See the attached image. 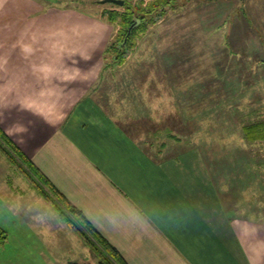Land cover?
Listing matches in <instances>:
<instances>
[{
	"label": "crops",
	"instance_id": "0c3cea01",
	"mask_svg": "<svg viewBox=\"0 0 264 264\" xmlns=\"http://www.w3.org/2000/svg\"><path fill=\"white\" fill-rule=\"evenodd\" d=\"M68 1L0 0L1 127L130 264H264V209L223 197L227 186L181 137L174 150L153 146L151 134L168 126L158 115L141 145L132 136L141 127L121 123L113 101L111 114L103 108L111 25L60 4ZM7 164L0 196L13 205L20 179Z\"/></svg>",
	"mask_w": 264,
	"mask_h": 264
},
{
	"label": "rangeland",
	"instance_id": "374dc122",
	"mask_svg": "<svg viewBox=\"0 0 264 264\" xmlns=\"http://www.w3.org/2000/svg\"><path fill=\"white\" fill-rule=\"evenodd\" d=\"M174 3L176 7L134 38L136 44L124 51L122 63L111 50L121 17L112 23L107 12L125 5L101 0L60 4L110 23L112 35L101 55L104 67L97 88L109 114L113 101L121 123L132 131L141 127L131 134L137 143L145 144L150 135L141 132L143 126L158 115L168 126L151 134L153 146L162 142L174 150L170 144L184 139L186 148L202 153L199 158L212 179L227 186L223 197L239 198L242 210H263L264 141L248 139L244 127L264 122V0ZM9 163L19 176L20 193L15 192L13 205L0 196V228L5 231V237L0 236V264H97L84 239L0 148V164Z\"/></svg>",
	"mask_w": 264,
	"mask_h": 264
},
{
	"label": "trees",
	"instance_id": "16d2710c",
	"mask_svg": "<svg viewBox=\"0 0 264 264\" xmlns=\"http://www.w3.org/2000/svg\"><path fill=\"white\" fill-rule=\"evenodd\" d=\"M132 1V0H131ZM175 0H137L134 5L129 0H124L123 10L117 9L107 12L112 23L121 17L119 32L112 43L113 52H117L116 61L124 62L127 48H133L138 34L148 31L151 24L164 16L169 8L176 7ZM119 38V39H118ZM246 134L252 141H264V122L246 125ZM248 131V132H247ZM0 148L9 157L13 164L27 173L31 181L36 183L40 194L52 202L61 213L69 226L80 235L89 248L93 251L99 264H130L121 251L99 231L82 209L73 204L67 196L38 169L33 161L19 148L12 138L0 125ZM4 229L0 228V236L4 238ZM69 264H81L70 262Z\"/></svg>",
	"mask_w": 264,
	"mask_h": 264
},
{
	"label": "water",
	"instance_id": "95a60500",
	"mask_svg": "<svg viewBox=\"0 0 264 264\" xmlns=\"http://www.w3.org/2000/svg\"><path fill=\"white\" fill-rule=\"evenodd\" d=\"M101 2H116L118 4H124V0H101Z\"/></svg>",
	"mask_w": 264,
	"mask_h": 264
}]
</instances>
